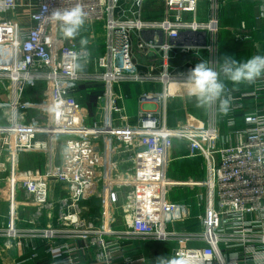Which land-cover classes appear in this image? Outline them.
<instances>
[{"label":"built area","instance_id":"1","mask_svg":"<svg viewBox=\"0 0 264 264\" xmlns=\"http://www.w3.org/2000/svg\"><path fill=\"white\" fill-rule=\"evenodd\" d=\"M149 1L164 3L163 21L143 20ZM202 1L0 0V95L6 94L0 99V244L13 240L17 258L34 241L50 264H80L84 253L93 264H148L130 252L132 244L175 242L169 258L187 264H264V111L244 105L264 96V76L248 92L224 81L227 116L216 105L205 108L199 123L169 125V106L190 96L189 70L203 60L218 69L222 60L218 43L207 41L208 33L218 35V21L198 22ZM76 5L87 14L86 26L104 33L103 54L81 47L80 38L65 39L51 18L52 10ZM151 54L158 63H150ZM182 56L187 59L178 63ZM39 84L41 122L28 119ZM85 84L102 86L94 120L81 93ZM125 84L147 87L133 125ZM177 144L187 158L202 159L203 182L170 180ZM23 155L41 157L44 173L23 174ZM184 187L200 190L198 232L168 229L191 218L174 219L184 208L170 195ZM122 194L121 230L115 224ZM95 197L102 200L92 212L87 203ZM29 209L39 222L23 218ZM23 224L31 227L20 229Z\"/></svg>","mask_w":264,"mask_h":264},{"label":"crops","instance_id":"2","mask_svg":"<svg viewBox=\"0 0 264 264\" xmlns=\"http://www.w3.org/2000/svg\"><path fill=\"white\" fill-rule=\"evenodd\" d=\"M155 3V4H154ZM165 18V6L162 1H149L145 4L143 8V20L145 22H161ZM216 20L218 21L220 31L218 35L215 37L213 33L207 34V41L209 44L218 43L220 47V52L222 59L225 56L233 57L237 60L246 61L248 58L254 55H264V1L262 0H241V1H232L226 5H224L220 0L207 1L203 0L199 5L198 12V22L207 23L209 21ZM245 24V29L241 28V24ZM235 34H242L243 38L234 41ZM102 37H104V33L101 31H95L92 28L85 26V29L81 31L80 35L76 38H86L89 43L88 47L93 49L97 55H101L104 53V38L102 41ZM97 38H100L101 41H97ZM98 46H102V48L98 49ZM102 52V53H99ZM153 60L150 61L152 64L158 63L155 54H151L150 56ZM149 57V58H150ZM150 58V59H151ZM187 57L182 56L178 63L185 61ZM146 61L140 60L141 70H146ZM94 86V84H90L88 87ZM253 84H243L242 88L244 92L251 91ZM188 89H191L188 88ZM139 91V95L143 92L147 91V87H142L134 84H125L124 85V94L127 98V113L129 116L132 114L130 112L131 108L134 106L128 105V101L132 100V98L136 97V103L139 111L138 104V96H136ZM6 94L0 95L1 100H6ZM42 95L41 93H37L33 95L32 100V109L29 112V120L33 121L35 118H40V103H41ZM194 97L187 96L184 99V102L179 103V110L183 112V114L187 111L186 107L193 108L194 105ZM190 101V102H189ZM178 103V101L173 102L168 108V118L169 125L174 127L177 122H173V109L174 105ZM190 104V106H188ZM192 105V106H191ZM244 105L246 107V111L255 112V111H264V96L261 97L260 100H256L253 98L246 99L244 101ZM191 110V109H190ZM204 110V108H203ZM90 111V110H89ZM138 114V112H137ZM204 114V112H203ZM243 113L237 114L238 118V128H243ZM133 116V115H132ZM131 116V117H132ZM184 116V115H183ZM138 117V116H137ZM36 120V119H35ZM137 118L132 117L131 123L136 122ZM41 121V120H40ZM188 151L181 144H177L173 151V162L171 164L170 170V180L175 183H190V182H203L206 179V170L203 164L202 159H189L187 158ZM40 160V162L38 161ZM30 162H35V166H40L36 168V170H32L31 174L36 173H44V161L41 157L37 155H23L20 162V169L23 174H28L25 172L24 164H29ZM32 167V166H31ZM34 167V166H33ZM29 175V174H28ZM175 191V195H174ZM199 189H191L190 187H184L180 189H174L170 195V199L176 203H182L183 205V216L182 213H178L174 215V219H184L186 217H191L183 225L180 226H169L168 229L170 231H177V228H181V232H198L201 230V225L197 219H195V215L198 213V204L196 195L199 193ZM100 197L92 198L88 201L87 205L89 209L93 212L98 208L99 203L101 202ZM125 201L124 194L120 197V203L117 207V222L115 226L119 229H124V220L123 214L121 213V205ZM180 205V204H179ZM94 208V209H93ZM4 214V213H3ZM181 217V218H178ZM184 217V218H182ZM23 218L25 220H31L35 222H39L40 220L36 219L34 215V210L29 209L23 214ZM0 221H4L3 217ZM38 224V223H36ZM20 229H28L31 225L23 224L19 226ZM158 244L161 247H155ZM150 245H155L151 247ZM177 243L169 242V243H148V244H132L130 246V252L133 255L145 256L148 264H156V254H159V250L162 248H170V253L172 250L177 247ZM197 246V244L190 243L188 247ZM34 248H37V251H34ZM44 246L42 244H38V242L28 241L27 249L25 257L19 259L16 257V251L14 248L13 240H9L8 242H2L0 244V264H50L51 260L44 253ZM36 256V257H35ZM80 264H93L84 253L81 257Z\"/></svg>","mask_w":264,"mask_h":264},{"label":"clouds","instance_id":"3","mask_svg":"<svg viewBox=\"0 0 264 264\" xmlns=\"http://www.w3.org/2000/svg\"><path fill=\"white\" fill-rule=\"evenodd\" d=\"M50 15L58 22L62 36L67 40L79 36L87 23V14L80 5L63 10L54 9ZM79 42L81 47H86L89 43L86 38H81ZM215 64L219 65L218 69L210 66L209 61L203 60L189 70L186 75V80L191 85L189 95L195 97L198 107L218 105L219 113L227 116L231 97L224 95L226 89L224 81L227 80L234 86L254 84L258 78L264 76V55H254L246 61L225 56ZM156 264H187V260L184 257H158Z\"/></svg>","mask_w":264,"mask_h":264},{"label":"rangeland","instance_id":"4","mask_svg":"<svg viewBox=\"0 0 264 264\" xmlns=\"http://www.w3.org/2000/svg\"><path fill=\"white\" fill-rule=\"evenodd\" d=\"M155 4V3H154ZM20 17H22V19H25L26 18V16L28 15V11L27 10H23L20 14ZM95 31H100V29H98V28H95ZM102 32V31H101ZM103 38L104 37H102V41H103ZM97 41H101V39L100 38H97ZM100 48H102V46H98V49H100ZM99 53H102V52H99ZM139 95V91L137 92V94H136V96H138ZM195 98V97H194ZM182 100V101H181ZM176 101H178V103H176L175 105H174V109H173V118H172V120H173V122H177V124H176V126L180 123V122H182V121H189V122H191L192 124H196V123H199L201 120H202V118H203V112H204V110H205V108H204V110H203V108L202 107H198L197 106V101H196V99H194V100H192L193 102H194V105L192 106L193 108H190L189 107V109H188V107H186L187 109V111L183 114V112H181L180 110H179V103L180 104H182L181 102H184V98H180V99H177V100H175L174 102H176ZM179 101H181V102H179ZM190 102V101H189ZM128 105H130V106H134V107H132L131 108V111L132 112H130L132 115V117H134V118H137V116H138V114H137V112H139L138 111V105H137V103H136V97H134V98H132V100H129L128 101ZM188 106H190V104L188 105ZM191 109V110H190ZM184 115V116H183ZM0 116H2L3 117V114L0 112ZM130 116V117H131ZM131 117V118H132ZM36 119V120H35ZM33 121H40L41 119H38V118H35ZM93 120V119H92ZM41 122V121H40ZM136 122H137V120H136ZM135 121L132 123V125L133 124H135L136 123ZM175 127V126H174ZM222 130H223V132H226L227 131V129L226 128H224V126H223V128H222ZM39 162H40V160H38ZM32 166V167H31ZM34 166V167H33ZM40 166H35V162H30L29 164H24V168L23 169H25V172H27L28 174H31V172H34V171H32V170H36V168H39ZM174 195H175V191H174ZM5 196V195H4ZM4 196H2V197H4ZM2 197H0L1 198V202H3L4 201V198H2ZM3 205H4V202L2 203ZM178 229V231H181V228L179 229V228H177ZM156 245V246H155ZM155 245H150L151 247H157V248H159V247H161L160 245H158V244H155ZM170 248L168 249V248H162L161 250H159V254H156V257H158L159 255V257H170V255H171V253H170Z\"/></svg>","mask_w":264,"mask_h":264},{"label":"trees","instance_id":"5","mask_svg":"<svg viewBox=\"0 0 264 264\" xmlns=\"http://www.w3.org/2000/svg\"><path fill=\"white\" fill-rule=\"evenodd\" d=\"M85 84L81 87V93L84 98L85 106L90 110L91 119H95L97 114V99L102 94V86L99 84H94V86L88 87ZM43 86L39 84L36 90H33L35 94L41 93ZM32 91V92H33Z\"/></svg>","mask_w":264,"mask_h":264},{"label":"bare ground","instance_id":"6","mask_svg":"<svg viewBox=\"0 0 264 264\" xmlns=\"http://www.w3.org/2000/svg\"><path fill=\"white\" fill-rule=\"evenodd\" d=\"M191 87V85L190 86H184V88H186V89H188V88H190Z\"/></svg>","mask_w":264,"mask_h":264}]
</instances>
